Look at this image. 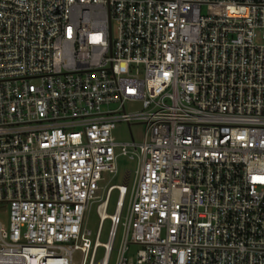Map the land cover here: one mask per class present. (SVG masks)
<instances>
[{"label":"built area","instance_id":"2783aa9c","mask_svg":"<svg viewBox=\"0 0 264 264\" xmlns=\"http://www.w3.org/2000/svg\"><path fill=\"white\" fill-rule=\"evenodd\" d=\"M0 206V264H264V0H0Z\"/></svg>","mask_w":264,"mask_h":264},{"label":"rangeland","instance_id":"374dc122","mask_svg":"<svg viewBox=\"0 0 264 264\" xmlns=\"http://www.w3.org/2000/svg\"><path fill=\"white\" fill-rule=\"evenodd\" d=\"M206 10L207 9H205V11ZM137 109L138 107L136 108L128 107V111H134ZM131 129H132V133H133V136L136 142L143 143L146 137V133H147L146 126L145 125H134L132 126ZM114 137L117 139L118 142H121V143L131 142L133 140L130 127L126 123L117 124V127L114 131ZM119 165H120V173L116 177H113V175H110V174L105 175L106 181L104 183H101V186H106L108 183H111L112 185L113 184L121 185L124 183L126 171L131 170L135 172L137 168L136 162L131 161L130 159L125 158V157L120 158ZM134 181H135V174L133 173L131 181H130V187L133 185ZM117 199H118V192L115 191L112 195L110 207L107 210L108 214L113 215L115 213ZM0 221L5 225V227H9V209L7 207L0 206ZM100 222L101 220L97 213V204H95L87 216V228L92 232L91 240L93 243L95 242V239L97 237V234L100 228ZM110 228H111L110 221H107L106 223L102 225V231H101V237H100L101 242L108 241ZM122 239H123V228L121 227L118 231L117 238L115 240L116 249L120 246ZM135 250H137V248L132 246V251L134 253H135ZM103 255H104V250L100 249L99 254H98V261L103 258ZM76 259L79 261L80 256L76 255ZM114 260H115V253L113 254V259L111 261V264H114Z\"/></svg>","mask_w":264,"mask_h":264}]
</instances>
